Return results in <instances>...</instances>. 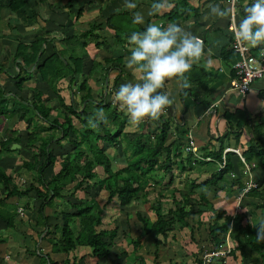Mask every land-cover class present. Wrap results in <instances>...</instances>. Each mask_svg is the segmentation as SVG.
Returning a JSON list of instances; mask_svg holds the SVG:
<instances>
[{"label": "crops", "instance_id": "obj_1", "mask_svg": "<svg viewBox=\"0 0 264 264\" xmlns=\"http://www.w3.org/2000/svg\"><path fill=\"white\" fill-rule=\"evenodd\" d=\"M128 2L135 3L137 7L135 9H127L125 5ZM155 2H157V0H23L19 8L12 10L15 2L12 0H0V97L2 100L1 106H5L7 112L10 110L12 111L8 116L3 114L0 115V142L4 141L6 138L11 140L9 143L10 151L2 150L0 152V165L6 162L15 163V176H21L20 178L18 177L20 180L25 178V180H22L23 183L29 182L26 181L27 177H29V175H31L30 177H33L35 175V170H26L21 167L22 161H32L33 159V148L28 146L27 137L29 134H33L34 137H47L49 134L53 135L51 131H45V129L48 128L47 122H44V120L42 121L40 116H35L33 113L35 112L32 108V93L34 90L30 93L31 89H33L31 85L32 81L37 85L35 88L40 90V92H43V103L53 109L51 111L53 115L51 114L50 120L55 117H57L58 122L63 120V113L58 109L60 102L58 101L56 93L41 80L38 74H34L35 72L33 71L32 65L25 67L21 57L18 55L16 56L21 45H27L38 41L43 38V36L52 33L54 34V37H56L54 42L57 43L56 45L54 43L53 46H59V48L57 46L56 50L62 49L67 50V52L73 51L82 55L81 71L83 74L88 75L87 81L91 79L97 81V76L100 75L101 77L103 75L107 77V79H103L107 82L109 77L112 78L113 74V79L116 75L122 74L123 78L119 79V84L117 81L118 87H120V85L124 83L139 82L142 74L139 71L129 69L126 66V58L131 54V46L128 42L129 39L127 38L128 40L124 39V41H120L121 39L115 34V30L120 33L123 31V33L128 31L134 32L138 29L146 28L151 24V21H153L156 25L163 26L164 28L169 24L175 23L191 32L193 35L200 37L205 44V53L200 60L193 64L191 70L188 73H185L190 87L185 88L186 92L183 96L180 95L182 87L180 86V83L177 82L179 78L166 80L164 88L159 89V91L170 93L171 98L174 101L172 106L167 107L164 110L159 119L154 121L146 119L141 123L133 124L129 121L127 116L128 124L135 127H143L145 124L149 129L151 128L156 131V121L162 122L163 117H170L175 123L181 121V123H185L184 126L187 127L184 146H186L188 135H191L200 156H203V153H201L199 149L201 150V146L205 145L208 151H215L220 146L223 147L222 157H224V160V153L227 152H229L228 154H235L239 158V160L236 159L235 163L239 173L235 174L234 172H229L225 175L226 181L248 182L249 180L260 181L264 179V76L254 80L250 85L249 91L245 95L240 94L234 89H230L232 61L238 59V56L236 55L237 52L232 49L233 51L226 56L227 58L221 56V50L230 44L229 37L231 32L228 29L229 17L220 19L208 14V6L210 4H219L224 8L231 6V0H186L178 6L179 17H175L173 20L167 19L164 15L173 9L176 2L174 0H168V2L173 5L170 10H166L162 14L149 16L148 12L151 5ZM253 2L254 0H235L233 5L235 23L238 24L243 18L244 7L248 6V3ZM123 12H126V14H121ZM134 12H140L144 16L143 24H134L132 22ZM128 18H131V20ZM107 20L112 26L107 23ZM130 22L132 23V26L128 27ZM135 26L139 28L137 29ZM141 31H144V29ZM85 32H87V34H85ZM64 37L69 38L68 40L70 41V44H67V42L62 40ZM79 42L85 43L84 48L80 47L78 44ZM263 45L264 44L259 45V47ZM43 46L46 45L43 44ZM246 49L249 52L257 51L256 47H248ZM105 58H117L120 62ZM94 61L99 63V66H97L99 69L96 67L97 70H91V65ZM101 64L103 65V69L100 66ZM119 67L122 69L121 71H119ZM20 78H23V80H20ZM78 85L79 84L76 80L73 86L77 87V91H73V93H71L73 86H71V83L68 85V90H70L71 93L70 101H66L64 95L61 94V89H58V94L61 97V100H63V104H72L74 107H77L78 104H80L82 93H78L80 92ZM90 89L92 91L91 87ZM103 89H105V87ZM116 91L118 90H115L112 93V97L108 101L113 103L112 99ZM76 94H79V100L75 99ZM102 95L103 94H101V96ZM50 101L56 102L57 106L52 107L47 105ZM203 101H208L207 108H205ZM210 106L211 108L209 109ZM119 109L127 114L123 108ZM207 109H209L208 112L206 111ZM54 110L58 112L53 113ZM32 117H37L39 120L36 119L35 122H33L34 120ZM28 121L30 122L28 123ZM151 123L154 125H151ZM41 128L44 129L41 131ZM176 133L177 131L174 128V123H171L167 142L174 138ZM56 136L57 137L52 139L47 145V149L52 151V153L58 154L59 152L64 151L65 148L68 149L69 147H67V140H61L62 149L58 150L59 145H57L56 139L61 136L59 131ZM17 137H20V141L18 142L15 140ZM70 137H72V135ZM226 147L237 149V152L225 151ZM184 148L185 147H183L182 157L183 155H185V157H183V159L186 158L187 154H191L186 152ZM249 148H252L254 152L258 150L257 152L261 155L255 156H262V158L257 160V158L253 156L249 161L251 163L247 164V160L244 159L243 153L248 151ZM201 151H203V149ZM21 155L23 156L21 157ZM203 157L204 161L213 160L211 155ZM175 159L178 160V163L181 162L179 161V158ZM42 160L43 158L41 157L34 169L42 163ZM56 161L55 165H51L53 166L52 168L51 166H47L44 169L43 175L46 180H49V178L55 173L56 167L59 165L58 160ZM258 162H262L263 166L260 167ZM178 163L172 164V171H174V169L181 171ZM181 163L185 166V169L191 168V170L197 172L204 171L208 174L207 177L203 178L206 176L204 175L202 178L197 179V181L206 180L212 172L222 168L219 167L220 162H217V165L216 163L214 164V162L209 164L195 162L192 166H190L191 164L188 160ZM247 167H249V170ZM5 168L6 167L3 169ZM185 169L183 171H185ZM257 170H259V172H256ZM9 173L14 177L15 173L13 174L12 170ZM27 173H29V175ZM158 175L161 177V180L164 179V176H162L161 173L158 172ZM172 175L174 181L177 176H175L173 172ZM190 181L196 180L190 179ZM15 182L17 183V181ZM198 192L200 191H197V193ZM219 192H222L225 195L229 194L226 198L229 197L231 202L233 196L235 197L236 190L232 186V188H227V191L225 189L224 191L220 190L216 192L210 188L207 192L205 191L207 198L212 202L214 208H216L215 202L217 203L220 198ZM175 194L177 196V192ZM35 195L34 192H31L29 194L30 197L27 196L20 200L13 201L17 206V217L14 219V229H24L21 223L23 219H21L22 215H25L24 218L34 219V222H29L31 229L29 228L28 232L31 236L28 235L30 237L25 238L22 242L18 241L17 243L19 244L12 243L14 247L13 249H16L17 251L19 249L21 251L16 253V257L23 256V258L21 257L16 261L15 254L10 251L12 248L6 243L4 245L0 244L3 246L0 247V250H6L8 253H3L7 258V262L4 261V264H8L10 262H8V260L11 258L13 259L11 261L12 264H38L37 259H33L32 251L34 248H29V242L33 245V240L38 233L39 237H43L46 228L42 225L38 226L36 210L39 207L40 199L34 198ZM225 199L221 200V202L227 203L225 202ZM56 200L58 199H55V203ZM58 207L59 206L56 203L55 209L52 211L47 210L48 207L45 206L42 208V211H44L49 217V222H52L54 217L58 216L54 214L55 212H59L57 209ZM223 209L227 214H233L234 207L231 213L226 210L225 207ZM238 210L241 213L248 215L249 211L247 210V206H240ZM257 214L255 213L254 216H248L249 218H256V222L264 221V216L261 215L262 212L260 211V213L258 212ZM240 238H242L240 243L244 245L245 237L241 236ZM154 239V237L149 238L146 235L145 242L142 239L140 240V247L138 248L140 253L136 252L140 258H137L138 260L131 258L134 261L130 262V264H159L157 259L154 260V258H152L151 262L150 260L141 258L145 255L148 256L147 249L155 252L156 244L154 243ZM41 241L44 242L40 243ZM186 242L187 245L185 246L194 253H198L197 256L199 258H201L204 251L209 250V248L205 246V243L199 244L196 243L199 241H191L195 242L196 245L195 249L197 250L194 251L195 249L191 247V242ZM45 244L47 245L49 242L44 239H40L39 242L35 240V246L37 249H40V253L44 252L43 254L46 255L51 248V244L47 245V247L44 246ZM233 244L234 240L232 239L231 245ZM5 245H7V248ZM25 246L28 247V249H26ZM43 246L45 251H43ZM158 246L160 247V245H157V247ZM172 246L175 247L174 245ZM77 249L80 248L78 247ZM121 249L122 250H120L119 253L126 250L122 247ZM88 252L89 251L83 250L78 252L79 256L77 257L84 255V258L80 261L81 263L78 262L77 264H92V262L94 264V261H92V257L88 255ZM175 252L180 256V259L182 258V264H195L194 258L191 260V256H185V252H177L176 249ZM75 254L76 253L72 251L70 257L73 255L75 256ZM173 254L174 253H171L173 259H171L170 255L169 259L166 258L169 262L167 264H179L180 259ZM48 255L52 260L56 261V264H66L65 258L67 255L64 253H57V255L56 253H50ZM58 255L61 256V258H58ZM72 259L73 258H70V263H73ZM107 262L113 264L110 261ZM107 262L99 264H107ZM46 264H48V262ZM209 264H240L239 251L236 250L233 256L224 257L223 260L213 259ZM243 264L262 263L254 256L251 257V259L247 258Z\"/></svg>", "mask_w": 264, "mask_h": 264}, {"label": "trees", "instance_id": "obj_2", "mask_svg": "<svg viewBox=\"0 0 264 264\" xmlns=\"http://www.w3.org/2000/svg\"><path fill=\"white\" fill-rule=\"evenodd\" d=\"M12 1L15 2L12 10L19 8L23 2V0ZM174 1L176 4L173 9L164 15L169 20L179 17L178 6L186 0ZM250 4L248 3V5ZM121 14L125 15L126 12ZM107 23L112 26L108 20ZM146 28L143 29L145 30ZM143 29H138L137 31ZM123 32L120 33L115 30V34L118 36H122L123 34L126 39H129L132 32ZM55 38L54 34L51 33L50 35L43 36L38 41L27 45L23 44L18 49L16 56L21 57L25 67L32 65L34 74H38L41 80L56 93L60 102L59 107L62 108L59 111L63 113V120L58 122L57 117H55L51 120V125L60 129L59 134L61 136L56 139V143L59 145L58 150L62 149L61 140H67V147L69 148H65L64 151L58 154L52 153V151L47 149V145L52 139L57 137L56 134H49L46 138L34 137L33 134H29L27 142L28 146L33 148V159L32 161H22L21 167L26 170H35V175L33 176L35 180L32 177L28 180L29 182L21 185L17 184L14 181L15 179H13L14 177L10 173H6L0 165V244L4 245L6 243V240L1 236L2 232L5 229H12L14 227V219L17 217V206L13 201L27 196L30 197L29 194L34 192L36 194L34 198L40 199L39 207L36 210L37 223L46 228L42 239L47 240L51 244L52 252L67 255L65 258L66 264L70 262V258H73V264H77L83 260L84 255L80 257L69 256L72 251L83 246L89 248L88 255L93 257V259L108 258L117 234V227H104L101 218L102 210L98 204L99 201L96 200L97 197L91 203L89 199L77 198V191L88 193L91 187H96L97 190L99 189L107 193L106 203L116 199L120 208L126 207L140 198L142 203L148 202L146 187L149 184H159L162 181L158 172L164 177L166 174H169L168 182H173L172 164L178 163V160L175 158H179L181 162L184 159L186 161L190 160V166L195 162L200 164L214 162L217 165V162H221L222 160L223 147L220 146L215 151H208L205 145L201 146V150L203 149V151L200 149L199 151L203 153V156L211 155L212 161H204L203 156L196 159L192 154L187 155L183 159L182 151L185 145L187 127L181 121L175 123L170 117H163L162 122L156 121V131L150 130L145 124L143 127L138 126L134 131L126 130V126H129L128 115L122 110L118 111L111 101L106 100V94L104 95L103 93L104 89L102 90V99L95 100L90 94L91 89L87 84L88 75L83 74L81 71L82 55L64 50L66 58L65 54L58 53V50L53 46ZM68 39L64 37L62 40L70 44ZM232 41L233 35L231 33L229 37L230 44L221 50L222 57L227 58L226 56L233 51L231 48ZM43 44L47 46L52 44L53 51L40 61L44 53ZM78 44L83 48L85 46V43L82 42ZM258 48L259 46L256 47V49ZM236 55L238 56L237 53ZM59 56L64 57V60L59 58ZM105 59L120 62L117 58ZM234 62L235 60L232 61V64ZM97 66H99L98 62H92L91 70L96 69ZM121 70L119 67V71ZM67 75L70 77L68 85H70L69 82L76 75L82 76V80L78 83V88L83 93L80 104L77 107H74L72 104H63V100H61L58 94L60 90L58 85L64 81ZM233 76L234 70L232 68L231 77ZM121 78H123L122 74H118L112 81L113 83H117ZM20 80H23V78H20ZM185 92V88H181L180 95L183 96ZM32 94V108L35 113L39 114L44 120L48 119L53 109L42 102L40 90L35 88ZM203 103L205 104V108H207L208 101H203ZM1 105L2 100L0 97ZM5 108V106L0 107V115L8 116L12 113L11 110L7 112V108ZM98 109L104 110L106 122H98V126L94 128L89 124V119H94V114ZM74 119H76V124L78 125L75 124ZM171 123H174L177 133L174 138L167 142ZM71 135L72 137H70ZM15 140L16 142L20 141V137H17ZM35 141H38L39 144L35 145ZM122 141L125 142L123 154L130 150V157L119 160L116 166L114 164L115 159L108 153L109 149L103 147V143L109 145V148H115ZM10 142L11 140L8 138L1 141L0 152L2 150L10 151ZM228 153H224V166L212 172L206 180L198 183L190 181L189 188H186V190L172 189L169 200L173 208L167 209L165 213L161 212L162 200L167 197L159 193L156 201H150V210L154 213L155 219L152 220L148 218L149 216L146 218L147 215L142 216L136 212L137 218L141 222L140 236H153L157 247V245L164 244L167 235L175 230L176 227L180 229L186 228L192 241H199L196 242L199 244L205 243V246L211 250L219 248L224 243L226 232L231 224L229 235L230 241L232 242L233 239L234 244L225 257L233 256L237 250L240 254V264H243L247 258L251 259L254 256L264 264V242H257V228L252 225H258L261 221L256 222V220L248 216H254L257 209H263L261 215L264 216V179L253 181L255 186L249 187L246 192H244V189L247 182L226 181L225 175L229 172L239 173L235 164L236 159L239 160V158L235 154ZM255 155L261 154L254 152L252 148L243 153V157L247 161H250ZM41 157L43 158L42 163L34 169ZM56 160H58L59 165L49 180H46L43 175L44 169L52 164L55 165ZM258 164H260V167L263 166L262 162H258ZM180 168L183 171L185 166L181 164ZM232 186L236 190L235 197L242 193L238 209L240 206H247L248 215L241 213L238 209L233 214H227L223 208H214L205 193V189L210 188L218 192L225 189L227 191V188H232ZM175 191L177 192V196ZM197 191L200 192L197 193ZM55 199H64L69 208L54 213L55 215H59L60 221H57L58 218L56 216L52 222H49V217L42 211V208L45 206L55 209ZM206 212H209L208 217L203 218ZM196 230L204 231V234L198 237L199 235H194L196 234ZM241 236L245 237L244 245L240 243ZM173 237L174 235L172 234L171 238L173 239ZM126 238L131 240L133 244L131 250L133 259L140 258L136 254V251L140 247L139 238L133 239L129 235H126ZM120 254L125 256L127 253L126 251H122ZM120 254L117 253L114 257H118ZM197 255L198 253H193L195 264H201V258ZM45 257L44 264L47 262L48 264H56V261L52 260L48 254ZM223 258L213 259L223 260ZM94 264H97V261Z\"/></svg>", "mask_w": 264, "mask_h": 264}, {"label": "clouds", "instance_id": "obj_3", "mask_svg": "<svg viewBox=\"0 0 264 264\" xmlns=\"http://www.w3.org/2000/svg\"><path fill=\"white\" fill-rule=\"evenodd\" d=\"M125 7L135 9L137 5L128 2ZM171 7L173 5L168 0H157L151 5L148 15L162 14ZM208 7V14L215 18L233 15L232 6L222 8L219 4H210ZM243 12L239 23H233L230 27L235 45L238 48H254L264 44V0H254L244 7ZM132 22L143 24L144 16L134 12ZM128 42L131 54L126 58V66L142 75L139 82L121 84L114 93L113 102L127 112L133 124L146 119L157 120L174 102L170 93L158 90L164 88L165 81L172 78H179L177 82L182 88L190 87L185 73L204 55V41L173 23L166 28L149 24L144 31L132 32ZM98 122H106L103 109H98L94 119H89V124L94 128ZM252 225L257 228V242H264V221Z\"/></svg>", "mask_w": 264, "mask_h": 264}, {"label": "rangeland", "instance_id": "obj_4", "mask_svg": "<svg viewBox=\"0 0 264 264\" xmlns=\"http://www.w3.org/2000/svg\"><path fill=\"white\" fill-rule=\"evenodd\" d=\"M128 19H130V18H128ZM151 24H156V23H153V21H151ZM129 26H132V23L131 22L129 23L128 27ZM135 28H137V26H135ZM119 37L121 39L120 41H124V39L125 40H128V39H126L125 35H123V34H122V36H119ZM56 44L57 43H55V45ZM57 46L56 47L54 46L55 49H57ZM58 48H59V46H58ZM52 49H53L52 48V44H50L48 46L47 45L44 46V53L41 56L40 61H42L47 55H49L52 52ZM59 52L62 53L63 55L65 54V57L67 58L66 53H64V50L59 49L58 50V53ZM59 58H61V59L64 60V57H62V56H59ZM68 62L71 63L70 60H68ZM100 66L103 69V65L101 64ZM97 69H99V68L97 67ZM33 71H34V69H33ZM68 76L69 75H67L66 78L64 79L65 81L59 83V85H58L59 86V89H61V94L64 95V98H65L66 101H70V99H71V93H73V91L74 92L77 91V87L76 86H73L75 84L76 80H77L78 83H80V81L82 80V76L76 75L75 78H73V80H71L69 82V84L71 83V86H73V90L70 93V90H68L69 89L68 81L70 80V77H68ZM113 76H114V74H113ZM113 76H112V78L109 77V79L107 80V82L103 80V79H107V77H105V76H101L100 77V75L97 76L98 77L97 81L95 79H91V80H88L87 81V84L89 85V87L92 88V91L90 92V94L93 95V99H95V100L102 99L101 94H102V90H103L104 87H105L104 94H106V99L107 100H110L111 99L112 93L115 90H118L119 89V87H118L119 81H118V84L117 83H112V80L111 79H113ZM134 78H135V75H134ZM105 82H106V84H105ZM31 85H32V88L33 89H31L30 93H32V90H35L34 88L37 86L35 84V82H33V81L31 83ZM78 93L81 94V93H83V91H80ZM79 94H76L75 99L79 100ZM41 99H42V102H43V100H44V94H43V92H41ZM113 104H114V102H113ZM47 105H50L52 107H56L57 106V103L56 102H53V101H50ZM114 105L117 107V110L119 111L120 110L119 108H121L120 105H118L117 103L114 104ZM58 109H60V107ZM56 112H57L56 110L53 111V113H56ZM33 113H34L35 116H39V114H37L35 112H33ZM51 114L48 117V119L47 118H46V120H44V118H41V119H42V121L44 120V122H47L48 127L50 128V129H48V128L45 129V131L46 132L51 131L52 134H56L57 135V132L60 129L59 128H56L53 125H51V120H50ZM32 119L34 120L33 122H35L36 119L39 120V118H37V117H35V118L32 117ZM74 122L77 123L76 119L74 120ZM151 125H154V124L151 123ZM151 125H150V127H151ZM136 129H137V127H135V126H131V125H129V126L127 125L126 126V130H129V131H131V130L134 131ZM42 130L43 129L41 128V131ZM150 130H151V128H150ZM55 131H56V133H55ZM43 137H46V136H43ZM37 144H39L38 141H35V145H37ZM108 146L109 145H107L106 143H103V147L108 148L109 149L108 153H110V156L113 159H115L114 160V164H116V166H117V163L119 162V160H124V158H127L128 159L130 157V150L126 151L125 154H123V151H124V148H125V142L124 141L120 142L115 148H112V147L109 148ZM257 151L258 150H256L255 152L258 153ZM22 156L23 155H21V157ZM183 157H185V155H183ZM255 157L257 158V160H259L260 158H262V156H255ZM0 158H1V155H0ZM263 158H264V155H263ZM183 162H185V160H183ZM189 162H190V160H189ZM250 163L251 162L247 161V164H250ZM178 164L181 166L182 163L179 162ZM1 165H2V168L6 167L4 169L5 172L9 173L12 170L13 174L15 173V163H10V162L7 163L6 162V163H3ZM52 167L53 166H51V168ZM56 169H57V167H56ZM172 172H173V174L175 176H177L174 179L173 182H170V183L168 182V175L169 174H166V176L164 177V179L159 184H156V183L155 184H149V186L146 187V189L148 191V196H147V199L149 200L148 202L142 203L141 202V198H140V199L132 202L131 204H129L128 206L123 207V208H120L118 206L116 199H113V201H111L109 203H106L107 193L104 192V191H102V190H99V189L97 190L96 187H91L90 190L88 191V193L87 192H83V191H77L76 192V197L77 198H80V199H83V198L84 199H89V200H91V203H93L94 202V199L97 197L96 200L99 201L98 204L101 206V210H102V212H101V218H102V223H103L104 227H107V228L117 227V234H116V238L114 240V244L111 247L110 256L108 258H100L98 260L93 259V257H92V261H94V262L97 261L98 264L99 263H106L107 261H110L113 264H130V262L134 261L133 259L130 258V257L133 258V256H132L133 254H132V251H131L132 250V247H133V244L131 243V240H128L126 238V235H129L130 238H133V239L134 238L135 239L136 238H139V241L142 239L145 242V240H146V235L145 236H140V233H141V222L138 220L137 215H136V212L140 213L142 216H146L147 215L146 218L149 216L148 218H150V219L153 220V219H155V216H154V213L150 210V201L151 202L152 201L153 202L156 201V197H158V194L159 193H162L165 197L168 198V199L166 198V199L162 200V203H161V208H162V211L161 212L162 213H165V211L168 208H173V205H172V203L169 200L170 199V193H171L172 189H183V190H186V188H189L190 179H194V180H196L195 183H198L200 181H197V179L202 178V176H204V175H206V176H204L203 178H205V177L208 176V174H206L204 171L197 172V171L191 170V168L190 169L187 168L183 172L174 169V171H172ZM256 172H259V170H257ZM53 173H54V170H53ZM27 174L29 175V173H27ZM15 175H16V173L14 174V178H15L14 181H17V183H19V185H21L23 183L22 180H25V178L22 179V180H20V179H18V177L20 178L21 176H15ZM30 176L31 175H29V177H27V180L26 181H28V179H31L32 178ZM32 179L35 180L34 177ZM207 190L208 189H205L206 192H207ZM210 194H212V193H210ZM219 196H220L219 201L217 203L215 202V207L216 208H222V207L224 208L225 207L226 210H228L230 213L232 212L233 207H234L233 213H235V210L237 209L236 204H237V200L238 199H235V197L233 196V199L230 202V198L229 197L226 198V196H229V194L228 195H225L222 192H219ZM223 199H225V202H227V203H222L221 200H223ZM69 201H70V199H69ZM56 203L59 206L57 208L59 211L62 210V209H68L69 208L68 204L66 203V201L64 199H58V200H56ZM56 203H54L55 206H56ZM51 206L54 207L52 204H51ZM57 209H56V211H57ZM47 210L52 211L53 208L48 207ZM260 211L262 212L263 209L262 210H256L255 212L257 214L258 212L260 213ZM56 213H58V212H56ZM208 214H209V212H206V214H204L205 216H203V218L208 217L207 216ZM257 215H259V214H257ZM24 217H25V215L24 216L22 215V217H21V219L23 218L22 221H21V223H22V226L24 227V229H20V228L14 229V227L12 229H5L2 232V235H1L2 238L6 240L5 241L6 244L10 248H12V250H10V251L13 254H15L16 261H18V259H20L21 257L23 258V256H21V257L18 256L19 258L16 257L17 256L16 253L18 251H20V250L18 249V251H17L16 249H13L14 247H13V244L12 243L19 244V243H17L18 241L22 242V240H24L25 238L30 237L31 235L28 232V229L30 228L29 222H34V219H32V218H24ZM57 218H58L57 221H60L59 220V215L57 216ZM253 219L255 220L256 218H253ZM38 226H41V224H38ZM101 227H102V225H101ZM44 231H45V228H44ZM195 233L196 234H194V235H199L198 237H200L202 234H204V231H197L196 230ZM172 234L174 235L173 239L171 238L172 237ZM44 235H45V232H44L43 236ZM147 236L149 238L153 237L151 235H147ZM40 239H42V236L39 237V233H38L35 236V239L33 240L34 241L33 242V245H32L31 242H29V248L30 249L34 248L33 251L31 250L32 251V254H33V259H37V263L38 264H44L45 263V260L44 259L46 258L45 257V254H43L44 252L39 253L40 249H37V247L35 246V240H37L39 242ZM186 241H188V243H190L192 241L191 238H190V235H189V231L186 228L180 229V228L176 227L175 230H173L172 232H170L167 235L166 240L164 241V244L163 245H160V247L159 246L156 247V249L158 248L157 250L155 249L156 253L155 252H152V250H148L147 249L148 256L145 255V256H143L141 258H144L146 260H150L151 262H152V258H154V260L157 259V262L159 264H167L169 262L166 260V258L169 259V255H170L171 259H173L171 253H174L173 255H176L178 257V259H180V256L177 255V253L175 252V249H176L177 252H181V253L182 252L183 253L185 252V256H187V257L191 256L190 259L192 260L194 258V256H193V253L194 252L192 250L188 249L185 246V245H187L186 244ZM43 242L44 241H41L40 243H43ZM171 244L174 245L175 247H173ZM191 244H192L191 247L193 249H195V246H196L195 245V242H191ZM7 245H5L6 248H7ZM47 245H49V244H47ZM47 245L45 244L44 246L47 247ZM44 246H43V249H44ZM0 247H3V246L0 245ZM121 247L124 248V249H126L125 251H126L127 254L125 256L124 255H121L119 253V251L122 250ZM79 248L80 249H75L73 251V252L76 253L75 256H79L78 255V252L80 250H83V251H88L89 250L88 247H84V246L83 247H79ZM26 249H28V247H26ZM149 249H150V247H149ZM196 250L197 249H195L194 251H196ZM43 251H45V249ZM48 251L49 252L47 254L54 253V252L51 251V248ZM117 252L120 255L118 257H114V255L117 254ZM136 252L137 253H140L139 250H137ZM3 253L6 254L7 251L6 250H4V251L3 250H0V264H4L3 263L4 261L7 262L6 261L7 258L5 257V255H3ZM56 255H57V253H56ZM177 257H176V259H177ZM58 258H61V256L58 255ZM149 258H151V259H149ZM12 260H13L12 258L9 259L8 262L9 261L10 262L8 264H12L11 263ZM68 264H73V263H70L69 262ZM107 264H109V263L107 262ZM155 264H157V263H155ZM179 264H182V258L180 259Z\"/></svg>", "mask_w": 264, "mask_h": 264}, {"label": "built area", "instance_id": "obj_5", "mask_svg": "<svg viewBox=\"0 0 264 264\" xmlns=\"http://www.w3.org/2000/svg\"><path fill=\"white\" fill-rule=\"evenodd\" d=\"M234 3L235 0H231L232 8ZM233 23H235L234 11H233V15L229 16V22H228L229 31ZM231 48L237 52L238 59L232 64V68L234 70V76L230 78V89H234L240 94L245 95L249 91L251 83L254 80L264 76V45L259 47L255 52H249L247 51L246 48H238L235 45V41L233 38V41L231 43ZM210 108L211 106L209 107V109ZM209 109H207L206 111L208 112ZM184 147H185L184 148L185 151L191 153L195 158L199 159L201 157L197 152V147L191 135H188L187 143L186 146ZM225 151L237 152V149L226 147ZM224 161H225L224 157H222L219 167L224 166ZM247 169L249 170V167H247ZM252 186L254 187L255 183L249 180L244 189V192H246L248 188ZM241 196L242 193L239 194L237 197H235V199H238L236 204L237 209L240 203ZM230 232H231V224L226 232L224 243L220 245L219 248L217 249L207 250L202 253L201 255L202 264H206V259L209 264L211 260H213V258L225 257L230 252L232 247L230 241V235H229Z\"/></svg>", "mask_w": 264, "mask_h": 264}, {"label": "water", "instance_id": "obj_6", "mask_svg": "<svg viewBox=\"0 0 264 264\" xmlns=\"http://www.w3.org/2000/svg\"><path fill=\"white\" fill-rule=\"evenodd\" d=\"M15 146V145H14ZM12 147V146H11Z\"/></svg>", "mask_w": 264, "mask_h": 264}]
</instances>
